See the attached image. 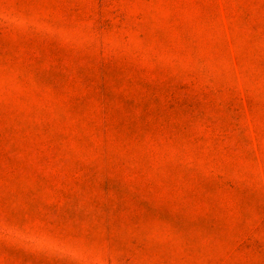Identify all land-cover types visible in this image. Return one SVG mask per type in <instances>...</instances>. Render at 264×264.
I'll use <instances>...</instances> for the list:
<instances>
[{"label":"rangeland","instance_id":"rangeland-1","mask_svg":"<svg viewBox=\"0 0 264 264\" xmlns=\"http://www.w3.org/2000/svg\"><path fill=\"white\" fill-rule=\"evenodd\" d=\"M0 264H264V0H0Z\"/></svg>","mask_w":264,"mask_h":264}]
</instances>
